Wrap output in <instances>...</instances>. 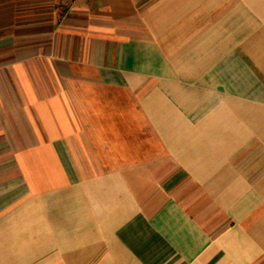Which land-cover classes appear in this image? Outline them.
Here are the masks:
<instances>
[{
  "label": "crops",
  "instance_id": "obj_1",
  "mask_svg": "<svg viewBox=\"0 0 264 264\" xmlns=\"http://www.w3.org/2000/svg\"><path fill=\"white\" fill-rule=\"evenodd\" d=\"M0 264H264V0H0Z\"/></svg>",
  "mask_w": 264,
  "mask_h": 264
}]
</instances>
